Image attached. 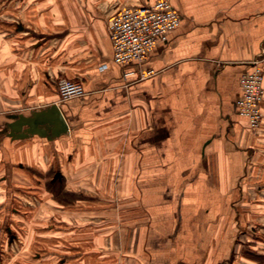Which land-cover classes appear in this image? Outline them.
<instances>
[{
    "label": "crops",
    "instance_id": "1",
    "mask_svg": "<svg viewBox=\"0 0 264 264\" xmlns=\"http://www.w3.org/2000/svg\"><path fill=\"white\" fill-rule=\"evenodd\" d=\"M7 1L22 10L4 17L11 44L0 60V130L12 121L9 114L28 116L56 104L68 132L52 140L0 134V153L22 164L21 157L29 160L39 145L59 141L87 147L76 161H95L101 150L127 145V139L135 148L149 147L153 174L186 182L176 181L164 202L156 198L149 264H205L208 255L198 234L204 233L208 212L224 210L227 196L237 208L232 196L249 193L239 180L253 174L250 163L264 164V118L261 137L252 135L235 105L239 77L256 57H262L264 71V0H172L180 23L151 51L143 66L154 73L141 80L124 75L134 64L113 62L108 22L123 5L153 0ZM17 35L21 44L14 41ZM44 35L53 36V48ZM62 79L81 82L84 94L61 100ZM117 160L123 161L113 155ZM212 179L215 184L208 182ZM223 180H231L230 186L224 188ZM198 212L202 217L196 219ZM241 218L237 225H243ZM143 258L142 253L140 262ZM211 258L222 264L223 254Z\"/></svg>",
    "mask_w": 264,
    "mask_h": 264
},
{
    "label": "rangeland",
    "instance_id": "2",
    "mask_svg": "<svg viewBox=\"0 0 264 264\" xmlns=\"http://www.w3.org/2000/svg\"><path fill=\"white\" fill-rule=\"evenodd\" d=\"M18 9L22 10L15 8L16 12ZM15 10L11 2L0 0V60L11 44L4 17ZM69 22L63 20V24ZM44 39L48 49L54 47L53 36L44 35ZM14 41L21 44L22 38L17 35ZM255 59L263 74L262 116L257 127L250 128L248 123L247 127L252 135L261 137L264 71L262 57ZM126 144L104 148L95 161H76L87 147H76L71 140L56 146L39 145L29 160L21 157L25 158L22 164L8 161L6 153H0L4 159L0 160V264H149L156 198L164 202L176 181L180 185L186 182L165 178L163 172L153 174L150 148H135L129 139ZM113 155L123 161L113 162ZM262 167L264 164L250 163L253 174L239 180L238 185L247 187L249 193L232 196L237 208L231 207L227 196L224 210L208 212L202 223L204 233L198 234L200 249L205 247L208 255L205 264H213L211 255L217 253L223 254L222 264H245L241 257L249 258L251 264H264ZM230 181L223 180V187L230 186ZM208 182L215 184L216 180ZM199 216L201 212L196 219ZM237 217H242V226L237 225ZM237 228L245 231L239 233ZM185 229L192 233L190 226Z\"/></svg>",
    "mask_w": 264,
    "mask_h": 264
},
{
    "label": "built area",
    "instance_id": "3",
    "mask_svg": "<svg viewBox=\"0 0 264 264\" xmlns=\"http://www.w3.org/2000/svg\"><path fill=\"white\" fill-rule=\"evenodd\" d=\"M180 20L171 0L123 5L108 22L113 62L120 66H136L124 72L125 76L133 75L137 80L151 76L154 70L144 67V62L156 44L166 41L168 32L176 28ZM259 62L254 59L252 69L240 75V95L235 102L237 114L247 120L250 128L257 127L262 116L263 74ZM57 89L61 100L84 94L82 83L77 80L62 79Z\"/></svg>",
    "mask_w": 264,
    "mask_h": 264
},
{
    "label": "water",
    "instance_id": "4",
    "mask_svg": "<svg viewBox=\"0 0 264 264\" xmlns=\"http://www.w3.org/2000/svg\"><path fill=\"white\" fill-rule=\"evenodd\" d=\"M12 121L5 122L0 134L11 138H27L34 134L52 140L68 132V125L56 104L31 110L28 116L21 113L9 114Z\"/></svg>",
    "mask_w": 264,
    "mask_h": 264
},
{
    "label": "flooded vegetation",
    "instance_id": "5",
    "mask_svg": "<svg viewBox=\"0 0 264 264\" xmlns=\"http://www.w3.org/2000/svg\"><path fill=\"white\" fill-rule=\"evenodd\" d=\"M58 175V174H57Z\"/></svg>",
    "mask_w": 264,
    "mask_h": 264
}]
</instances>
